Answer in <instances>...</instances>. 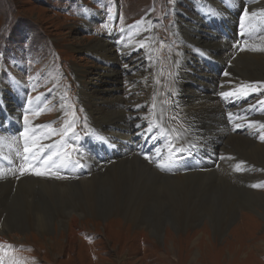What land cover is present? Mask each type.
<instances>
[{
  "label": "rangeland",
  "instance_id": "rangeland-1",
  "mask_svg": "<svg viewBox=\"0 0 264 264\" xmlns=\"http://www.w3.org/2000/svg\"><path fill=\"white\" fill-rule=\"evenodd\" d=\"M200 1L118 0L116 14L119 18L114 21L116 26L137 25L142 16L148 13L141 25L147 26L143 27V33L148 29V35L143 40H150L148 56L151 59L144 63L147 65L140 63L135 67L131 63L132 57L136 55L137 59H145L144 50L142 53L140 49L123 50L121 45L128 41L127 37L124 39L125 36L121 38L119 47L116 45L114 47L107 41L106 48L112 47L119 61L116 62V58L111 59L105 55L106 59H109L106 61L107 66L115 71V74L107 79L104 76L90 74L92 68L98 69L97 66L103 65V62L81 51L85 50L83 49L85 47L100 50L95 40L105 42L99 34L103 33L101 30L108 28L107 20L115 14L114 0H0V98L5 102V106H14L21 112L18 117L20 124L14 131L15 135L12 133L13 126L5 120L4 108L0 104V132L4 133L0 136V173L3 174L0 177V190L6 189L9 181L13 180L11 188L14 194L17 191L15 186L26 177L36 180L35 188L39 181L52 182L49 179L52 176H36L31 173L20 175V168L26 163H32L31 156L27 161L23 159L25 144L21 133L25 128L30 130L29 135L32 136L29 146L33 143L43 145L50 149L49 154L63 151L71 153L72 163H68L67 166H64L59 158H54L56 166L52 170L63 177L59 178L63 181L61 183L71 184L70 182L76 183L80 178H89L90 172H80L81 177L74 178L70 170L71 166L80 168L76 166L75 161L80 162L83 156L80 140L86 141L89 137L85 131L89 109L91 116L108 117L116 125L119 124L117 130L123 133L131 129V133L140 130L151 136L154 134L152 137L161 141L158 144L159 150L168 140L185 143L206 137L208 141L204 145V150H213L216 162L223 160L224 156L232 155V165L246 166L249 168L248 171L245 167L242 172H236L228 166V170L225 169L214 179L221 178L218 179V183H228L231 187L236 218L227 225L221 235L212 232L211 223L207 219L194 227L178 231L174 236L166 228L168 224L163 222L158 239L148 233L145 226L131 225L124 219L122 221L114 219L117 216L113 215L104 222L97 217L80 220L77 225L80 224L84 231L78 234L75 243L67 241L69 227L65 232L58 229L53 231L49 241L45 236L39 237L28 231L22 235L21 232L14 230L12 240L0 241V264H264V211L256 207L251 200L253 193L248 194L247 202L244 201L248 190L264 195V158L250 154L248 148L235 151L234 147H229L231 146L229 139L222 145L226 133L214 123L216 130L192 129L188 123V118L183 115L186 105L182 104L187 103L186 96L195 97L197 103L209 106L213 100L200 96H211L209 92L218 88L217 83L211 81L205 84L202 86L204 91L201 92L195 89L194 82L185 85L181 82L179 96L176 91L178 87H175L177 84L175 65L183 61L182 54L199 59L197 50H202L204 57L209 55L213 56L215 61H221L220 55H217L218 58L215 57L213 49H216L219 41L225 40H229L233 47L227 51L230 54L228 58L223 57L226 65L231 69L235 68L240 74L243 72L242 75H254L252 79H245L244 83L237 79V82L226 83L227 87L232 88L229 92H237L240 84H264V45L260 41H253L246 42L244 47L241 35L243 31L238 25L240 17L247 9L250 16L244 20L251 24L250 32L254 34V39L260 38L256 32L263 33L264 36V6L254 8V0H249L250 3H247L248 0ZM213 2L217 3L214 8ZM87 6L96 8L98 10L95 11L96 15L104 11L108 14L107 17L100 19L103 23L94 24L96 36L88 32L89 27H84V23L93 24L99 17L96 21L81 18V15L86 14ZM194 6L199 7L200 11H194L192 9ZM193 16L199 17L203 25L212 19L214 26L210 29V35L218 39L215 45L205 47L204 42L210 38L202 33L203 25L196 24ZM176 26H179V29H176ZM197 29L199 31H196ZM197 35L200 36L199 44L195 47V44L191 45L188 40H196ZM185 41L191 45L187 50L182 47ZM243 50L255 54L254 61L245 60L240 56ZM193 62L200 69L206 66L205 61ZM73 65H78L80 70L73 69ZM207 66L208 71L202 69L200 72L214 74L213 66L211 64ZM190 68L192 65L182 71L181 81L191 79V75L187 74ZM253 72H257L258 75ZM95 81L102 86L95 91L96 98L90 101L96 104L84 105L79 92L91 90V83ZM15 82L20 86H15ZM233 83L237 84L233 86ZM197 84L201 83L197 81ZM114 86L117 93L113 97H106L108 92H100L101 89ZM36 93H40L41 97L35 104L23 99L31 98ZM249 94L244 101V104L249 106L245 108L247 113L256 114L255 104L259 101L263 102L264 109V88ZM219 96L217 95V98ZM151 99L158 114L163 118L164 127L156 125L152 120L148 125L138 122V116L150 111L147 101ZM101 101L106 105H103L102 110H97L96 106ZM112 103H116L117 106L110 108L109 105ZM222 109H226L225 105ZM218 115L221 116L220 113ZM256 116L260 115H249L240 119L241 131L246 133L247 128H252V134L256 137L255 132H259L256 129L257 124L264 123V115L258 120H255ZM232 118L224 119L225 126L231 131L237 130L234 125L236 120ZM104 128L109 130V126ZM103 132L108 134L105 130ZM142 142L147 144L146 141ZM102 147L106 151L110 149L106 143H102ZM216 147L220 149L217 150ZM151 148L147 152L148 155ZM227 150L230 152L227 153ZM138 157L148 160L142 153ZM205 176L207 178V174ZM247 176L252 177L251 181ZM247 182L252 184L249 186ZM254 184L262 186L252 187Z\"/></svg>",
  "mask_w": 264,
  "mask_h": 264
},
{
  "label": "bare ground",
  "instance_id": "bare-ground-1",
  "mask_svg": "<svg viewBox=\"0 0 264 264\" xmlns=\"http://www.w3.org/2000/svg\"><path fill=\"white\" fill-rule=\"evenodd\" d=\"M254 1V8L259 9L264 6V1ZM247 3H250L249 0ZM216 4V2H213V8ZM249 8H252V6H249ZM192 9L196 12L200 11L197 6H194ZM147 14L142 16V22ZM193 14L196 15L195 12ZM242 17H240L238 25L240 29L242 28L241 31H243L241 35L245 43L244 47H246V42L253 41H260L264 45L263 33L256 32L260 38L254 39V34L250 32L251 24L246 23L245 17L243 19ZM193 18L196 24H202L199 17L193 16ZM141 26L147 27L145 24ZM212 26L214 25L211 19V21L208 20L201 28L202 33L207 38H210L209 41L204 42L205 47H211V45H215V41H218L216 37L210 35ZM136 28L133 25V30L123 34L125 36L124 39L127 37L128 41L121 45L123 50L134 51L135 49H140L141 53L143 50L145 51V59H137L136 55L132 57L131 63L135 67L140 63L147 65L144 63L151 59L148 56L150 40H143L147 36L148 29L144 33V29H141V34H138L134 31ZM176 29H179V26H176ZM196 31H199V29ZM199 37L197 35L196 40L191 39L192 41L188 40V42L198 47ZM228 41H219L215 46L216 49H213L215 57L220 55L221 61H215L213 56L209 55L204 57V51L197 50L199 59H193L190 55L186 56L182 54L183 61L175 65L177 83L175 87H178L176 90L177 95L181 93V82L185 85L192 81L195 84V89L201 92L204 91L202 86L211 81L218 84L217 89L209 92L211 96H200V98H210L213 100L209 106L204 105L205 103H197V98L195 97L185 95L187 103L182 102L183 105H186V108L183 109V115L188 118V123L192 129L199 130L205 128L207 130H216L214 125L218 128H223L226 136H223L222 145L228 142L229 139L231 143L229 147H234L235 151L239 152L244 148H248L250 154L264 158V141L259 138L264 130H261L260 124H257L256 129L259 132H255L256 137H254L252 128H247L246 133L241 131V128H237V130L232 129L231 131L224 123L225 118L229 120L228 118L233 117L232 119L236 120L234 123L236 126V124H240V119L247 118L249 115H264L263 102L261 101L255 104L256 114L247 113L245 108L249 106L245 105L244 101L250 94L247 96L237 94L227 97L222 95V93L231 91L232 88L226 86V83L229 81L237 82L239 80L240 83H244L245 79H252L254 77V75H242L243 72L240 74L235 68L231 69L226 65L223 57L228 58L230 54L227 51L233 48ZM95 43L100 50L97 51L93 48L88 49L85 47L83 48L85 50L81 51L89 53L91 58H96L103 62V65L97 66L98 69L92 68L90 74L110 79L115 74V71L107 66L106 61L109 59L107 60L105 55L111 59L116 58V62H119L118 58L113 53L112 47L106 48L108 44L103 40H95ZM190 44L185 41L182 47L187 50V48L191 47ZM117 46L119 47V44ZM189 51L191 52V50ZM121 53L126 54L124 51H121ZM240 56L248 61H254L256 58L255 54L247 53L245 50L240 52ZM193 60H196L197 63L205 61L206 66L202 68L205 71L209 70V66L207 65L211 64L214 68V74L200 72L202 69L196 66ZM256 64H258V61ZM190 65H192V68L189 69L187 74L191 75V79L181 81V78H183L182 71ZM73 69L79 71L80 67L73 65ZM257 72L259 73V71ZM257 72L253 73L258 75ZM197 81L202 85L197 84ZM91 84V90L79 92L82 103L87 106L96 104L90 101L96 98L97 93L95 91L100 89L99 87H102L96 81ZM236 84L233 83V86ZM240 85L242 86L243 84ZM15 86L19 87L20 84L15 82ZM237 88L238 86L235 87V89ZM116 90L117 88L114 86L109 89H101L100 92H108L106 97H113L117 93ZM217 95H220L219 98H217ZM0 104L4 108L5 120L13 126L12 133H15L14 131L18 129L20 124L18 121V117L21 115L20 110L14 108V106H5V102L1 98ZM103 105H106V103L101 101L96 106V109L102 110L104 108ZM224 105L226 109H222ZM109 106L113 108L117 104L112 103ZM147 106L150 108V111H147L145 115L138 116V122L142 125H148L152 120L156 125L164 127L163 118L158 114L159 112L155 108L152 99L147 101ZM19 108L22 109V107ZM88 113L85 131L89 134V137L86 141L85 139L80 140L81 154L83 155L80 160L82 166L80 168L71 166L70 170L74 178L75 176L81 177L79 175L80 172H90L89 178H80L76 183L70 182L71 184H65L61 183L63 181H60L59 178L52 176V178H49L52 181L51 183L39 181L38 186L35 188L36 180L26 177V179H21L15 186L16 193L19 196L16 193H14L16 195L12 193L14 191H12L11 186L14 181H9L7 188L0 190V241L12 240L14 230L21 232L22 235L28 231L39 237L45 236L48 240L56 229L60 232H65L69 227L70 232L67 241L75 243L78 240V234L84 231V228L80 224L77 225L80 220L97 217L100 221L104 222L110 215L117 216L114 219H121V221L124 219L134 226H145L149 231L148 233L157 239L161 235L160 226L163 222L168 224L166 228L174 236L178 231L186 227H194L205 219L211 223L212 232L221 235L227 225L236 218L235 200L232 198L234 195L231 187L228 183H218V179L221 178L214 179L215 176L218 177V174L225 169L228 170V166L232 171H236L237 165H232V155L224 156L223 160L216 162L214 151L207 148V151L204 150V145L208 141L206 137L190 140L185 143L168 140L159 150L158 144L161 141L153 138L154 134L151 136L149 133L140 130L131 133V129L123 133L121 130H117V125L119 124L116 125L108 117H93L89 109ZM219 113L221 114L220 117ZM228 113L236 114L230 116ZM260 116H256L255 120H258ZM105 126H109V130L105 129ZM103 130L108 134H105ZM2 135L4 133L0 132V136ZM142 141H146L147 144H143ZM102 143L108 144L110 149L108 151L104 150ZM209 146L208 148H210ZM226 146L228 145L226 144ZM150 147H152L149 154L151 161L138 157L141 153L145 156ZM177 149H183V151L177 152ZM216 149L219 150L220 147H216ZM226 152L229 153L230 150ZM158 164H162L164 167H158ZM239 166L241 170L236 172H242L246 168L248 171L249 169L246 166V168L242 165ZM215 167L217 169H214ZM251 178L248 177V180L251 181ZM247 183L249 186L252 184L251 182ZM249 193H253L251 200L256 207L262 208L264 211V195L257 191L248 190L244 197V201L246 202L248 201L247 196Z\"/></svg>",
  "mask_w": 264,
  "mask_h": 264
},
{
  "label": "snow or ice",
  "instance_id": "snow-or-ice-1",
  "mask_svg": "<svg viewBox=\"0 0 264 264\" xmlns=\"http://www.w3.org/2000/svg\"><path fill=\"white\" fill-rule=\"evenodd\" d=\"M249 15V12L247 9H245L243 13V17H247ZM252 15H256V13H252ZM139 26V22L137 25ZM143 47V45H141ZM262 88H264V84L260 83H249L246 85H242L237 92H226L222 93L224 96H235L237 94L247 96L249 93L260 91ZM231 116V114H229ZM25 123H27V119H25ZM255 123V122H250ZM139 127V125H138ZM236 128H240V124H236ZM260 128L264 130V123L260 124ZM151 131V129H149ZM30 130L28 128H25L24 131L21 133V135L24 137V148L23 152L25 153L23 159L25 161L29 160V157L31 156L32 163H26L24 166L20 168V175L24 174H34L36 176H53L56 178H63L58 176L56 171H53L52 168L56 166V161L54 158H59L61 162L64 164V166H67L68 163H72L70 157L71 153L67 151L63 152H51L49 154L50 149H46L43 145H37L33 143L31 146H29V140L32 139V136L29 135ZM67 135V133H65ZM259 138L264 141V132L261 133ZM183 151V149H177V152ZM36 153H39L37 156ZM19 155V153H17ZM145 159H148L151 161V157L148 154H145ZM76 166H82L80 165L79 161H75ZM158 167H164L162 164H158ZM241 168L239 165L236 166V171H240ZM2 173H0V177H2ZM262 185H252V187H260Z\"/></svg>",
  "mask_w": 264,
  "mask_h": 264
},
{
  "label": "flooded vegetation",
  "instance_id": "flooded-vegetation-1",
  "mask_svg": "<svg viewBox=\"0 0 264 264\" xmlns=\"http://www.w3.org/2000/svg\"><path fill=\"white\" fill-rule=\"evenodd\" d=\"M119 16V15H118ZM119 17H117V19H118ZM112 21V20H111ZM113 25V26H110V27H108V28H106V29H104V30H101V31H103V33H101V34H99V37H101V38H103V39H105V40H107V41H110V35L112 34V32L114 31H116V30H118V28H119V26L120 25H118V26H116L115 25V23H113V22H109V25ZM95 33V32H94ZM97 34L95 33V35L94 36H96ZM104 41V40H103Z\"/></svg>",
  "mask_w": 264,
  "mask_h": 264
},
{
  "label": "water",
  "instance_id": "water-1",
  "mask_svg": "<svg viewBox=\"0 0 264 264\" xmlns=\"http://www.w3.org/2000/svg\"><path fill=\"white\" fill-rule=\"evenodd\" d=\"M141 21H142V20L139 21V24H140ZM128 26H129V25H125V28H127ZM123 28H124V27H123Z\"/></svg>",
  "mask_w": 264,
  "mask_h": 264
},
{
  "label": "trees",
  "instance_id": "trees-1",
  "mask_svg": "<svg viewBox=\"0 0 264 264\" xmlns=\"http://www.w3.org/2000/svg\"><path fill=\"white\" fill-rule=\"evenodd\" d=\"M88 49H90V48H88Z\"/></svg>",
  "mask_w": 264,
  "mask_h": 264
}]
</instances>
